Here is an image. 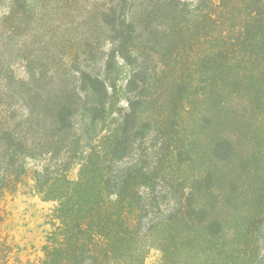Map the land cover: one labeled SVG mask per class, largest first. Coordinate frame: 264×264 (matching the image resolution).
I'll return each mask as SVG.
<instances>
[{
  "label": "trees",
  "instance_id": "1",
  "mask_svg": "<svg viewBox=\"0 0 264 264\" xmlns=\"http://www.w3.org/2000/svg\"><path fill=\"white\" fill-rule=\"evenodd\" d=\"M86 1L0 0V223L8 195L54 203L44 256L25 262L0 236V264H146L152 251L162 264H264V171L239 150L264 128V0ZM82 5V20L103 16L104 76L57 50L62 15ZM118 59L126 84L112 80ZM171 81L164 101L154 84ZM201 126L227 127L203 142L205 171L189 135Z\"/></svg>",
  "mask_w": 264,
  "mask_h": 264
},
{
  "label": "rangeland",
  "instance_id": "2",
  "mask_svg": "<svg viewBox=\"0 0 264 264\" xmlns=\"http://www.w3.org/2000/svg\"><path fill=\"white\" fill-rule=\"evenodd\" d=\"M185 2H195L197 0H182ZM220 2V0H216ZM89 5H92V0L86 1ZM85 8L79 6L76 7L74 11L73 18H69L67 15H62L61 21L66 24L67 27L58 31L61 42L58 47V52L61 54H67L69 51L72 53V59L68 60L70 67L79 69L86 75L94 76L99 74L104 76L106 71L110 70L108 67V55L110 54L111 47L110 43L106 37L105 25L103 23V16L95 15L94 18H88L82 20L81 15L84 14ZM84 17V16H83ZM13 51V58H19L21 50L15 48ZM56 54L55 48H53L52 53ZM11 53V52H10ZM87 56H86V55ZM51 61V58H50ZM116 64L112 63L111 71H113V79L116 80L118 84H126L128 68L122 65L120 59L116 60ZM118 65V66H117ZM152 78V76H151ZM77 85L82 82L80 75L76 76L75 79ZM149 81H152L150 79ZM154 88H159V93L165 98V100H170L178 86L170 82L168 86H164V91H162V84L155 83ZM121 105L126 106L125 102H121ZM186 102H184L183 109L187 107ZM207 103L203 100H199L196 103V110L198 113L205 111ZM155 107L153 104H149L145 107V111L148 113H153ZM222 129H227V127L221 128H208L201 126L200 128H195L193 132L189 135L193 139H200L201 142L196 143L192 149L193 154H202V160H195L193 164L194 168L198 171H205L210 165L211 157L207 154L204 156V151L206 150V145L203 142H210L214 140L219 131ZM233 130V128H229ZM246 131V129L244 130ZM259 133V134H258ZM252 132L249 138H253L254 142L250 141V144L246 145L241 143L239 150L243 153H256L257 156L254 160L253 166H255L260 172L264 171V128L259 132ZM245 135H248L246 132ZM248 137V136H247ZM252 164V163H251ZM213 165V164H212ZM211 166V165H210ZM214 169H216L214 167ZM190 170H194L190 168ZM189 170V173L191 171ZM79 168L75 167L70 171V178L76 180L78 178ZM240 177V176H239ZM229 204L228 207L223 211V216L232 215L235 210L234 205ZM3 206L7 212V216L3 222L0 223V236L13 242L18 247L21 248V257L26 261H39L44 256V246L47 245V233L52 229L50 224V214L54 208V203L45 202L39 197L28 196L24 194H19L17 196L8 195ZM240 219H233L232 224H237ZM146 264H162V254L159 251H152L149 255Z\"/></svg>",
  "mask_w": 264,
  "mask_h": 264
}]
</instances>
